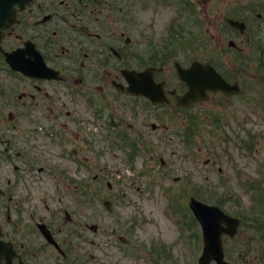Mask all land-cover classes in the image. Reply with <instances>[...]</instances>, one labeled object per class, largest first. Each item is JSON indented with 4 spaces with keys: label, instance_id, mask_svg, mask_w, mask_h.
Segmentation results:
<instances>
[{
    "label": "flooded vegetation",
    "instance_id": "1",
    "mask_svg": "<svg viewBox=\"0 0 264 264\" xmlns=\"http://www.w3.org/2000/svg\"><path fill=\"white\" fill-rule=\"evenodd\" d=\"M230 19L239 25L228 23ZM206 21L213 32L204 26ZM217 22L223 28L218 29ZM204 50L212 57L203 61H210L240 91L231 97L222 92L209 94L210 101L222 104L215 123H225L224 103L264 95V0H0V75L10 78L1 82L10 97L0 96V264H48L49 256L40 253L43 243L61 252L62 257L58 255L66 261L76 251V233L70 232L66 213L74 210L69 213L73 224L78 211L99 208L96 198L87 201L84 197L76 204L69 201L78 178L95 169L85 167L83 143L90 146L87 151L92 156L104 155L119 149L112 144L114 135L118 141L132 139L134 151L143 154L154 150L150 141L157 133L147 126V117L163 123L165 119L171 123L180 120L186 138L179 155L185 153L180 158L189 163L191 175L182 177L197 182L196 159L192 160L190 151L195 149L199 126H209L212 118L203 112L209 107L205 102L186 108L178 105L177 97L187 86L173 72L175 62L189 67L195 54ZM222 55L229 61L224 62ZM38 56L59 79L56 75L46 78L47 73L31 76L20 72L39 64ZM150 67L160 69L152 75L155 83L165 85L168 102L163 106L153 105L141 95H127L119 87L127 85L123 69L139 73ZM15 89L20 92L16 97L12 95ZM111 94L139 102L134 113L139 128L131 131L133 124L125 125L120 116L110 118ZM5 104L11 110L3 109ZM85 111H91L93 117L88 120L90 127L81 121ZM210 111L217 113L209 109L208 115ZM237 117L235 125L226 127L230 137L226 132L222 135V151L230 168L224 176L229 180L240 179L244 170V150L233 146V128L240 129ZM156 128L161 129L159 139H165L169 127L157 124ZM96 129H102V141ZM90 135L94 138H88ZM252 145L255 149L257 142ZM39 208L44 211L42 216ZM56 224L58 231L53 227ZM56 232L66 236L58 240ZM28 234L39 240L34 256L28 250ZM63 249L70 252L68 257Z\"/></svg>",
    "mask_w": 264,
    "mask_h": 264
},
{
    "label": "rangeland",
    "instance_id": "2",
    "mask_svg": "<svg viewBox=\"0 0 264 264\" xmlns=\"http://www.w3.org/2000/svg\"><path fill=\"white\" fill-rule=\"evenodd\" d=\"M205 25H207V21L204 23V26ZM217 26H219L218 29L223 28V23L217 22ZM207 27L213 32L211 24H208ZM206 40L208 41L207 38L205 41ZM199 54L205 55L204 57H212V54L210 52L206 53L205 50L203 53L199 51ZM222 56L224 62L229 61L224 55ZM9 79L10 78L4 73L0 75V96L2 97H10L6 89L4 91L5 93L2 94L3 89L1 87V82H6ZM253 82V85L256 86V81ZM19 93V90L15 89L12 95L16 97ZM113 96L114 95L111 94L110 98L114 106L111 108L112 118L118 119L120 116L123 118L125 125L130 123L133 124L131 131L139 128L138 121H136L137 119L134 114L137 109L135 104H139V102L120 95L118 98H113ZM16 102H18L17 98ZM245 102L246 101H239V103L236 104L231 101L223 108L224 111L227 109V114L235 111V115L238 116L237 125L240 128L238 129L240 140L249 141V139H251L249 138L250 136H248L250 131H252L253 135L256 137L254 138L257 142L255 150L259 154L253 156V153H251L249 157L243 154L241 162L243 163L244 170H242L243 175L240 180H222V176L218 172L219 168L222 170L225 169L227 174L230 170L228 166L222 164L225 160L222 157V140H220V135H217L215 138H212V135L210 137L207 136L206 140H208L209 149H211V151L208 150L209 153H205L204 151L202 158L197 162L199 179L198 184L193 186L196 191L188 190V192L185 190L186 188H184L186 186H182L179 182L175 183L176 179H174L178 177L185 168L189 167V163L180 158L179 153L183 152V149L177 139L176 141L173 140L172 146L168 147V140L164 141L159 139L161 132L153 133L150 142L156 144L154 153H152L154 161L151 162V155H144L143 157L136 158L132 164L127 161L128 155L124 154L121 150L109 151V153L106 152L104 155L92 156L91 152L87 151V148H90V146L83 143L84 157H86L85 165L87 164L95 168L94 175H97L100 181L94 182L93 177H90L88 173L81 175V184L78 189L75 190L76 193L70 191L69 201L70 203L72 199L79 201V197L82 196L80 195L81 192L89 194V196H95L97 194L95 193V188L100 183L98 188L100 192L97 197L99 208L89 206L88 208H83L78 211L76 214L75 221L70 227V232L74 231L76 233L74 236L77 242L76 251L68 257L70 252L63 249L67 252L68 261L60 258V256L62 257L61 252L57 253V251L48 248L46 244L43 243V246L40 247V253L49 256L48 264H69L70 262H73V264H156L155 262H157V264H189V260L195 259V255L191 253V248L189 251V247L187 248L182 244L185 239L181 240L183 233L179 234L180 231H182L180 225L181 212L178 211L175 206L179 201L185 202V200H187L185 195H194L200 200L203 198L208 203L218 204L219 207L232 216L239 217L238 213L244 212V224L239 228L240 232L237 238L243 241V243H247L244 251L251 255H255L254 258L257 257L258 253L264 252V213L261 214L257 209L255 203H257L258 200H256L257 195L255 192H248L245 186L246 181L250 183H256L257 181L264 192V98H255L254 100H250L249 103ZM209 104L210 103H208V106ZM3 109L8 111L11 110V107L5 104ZM23 110L24 109H20V111ZM16 111L15 109L14 112ZM91 115V111H85L81 114V121L82 123L86 121L88 123L87 127H90L88 120L93 118ZM228 117V123L231 126L235 118L231 116V114H229ZM146 119L148 120V126L155 122L161 126L165 125L169 128L172 127L168 119H165L164 123L157 119L152 120L151 116ZM202 121L203 120L200 118L199 122ZM96 123L98 127H100L98 119ZM96 130V134L99 133L102 135V138L99 139V141H102L104 136L102 129ZM221 130L222 129L219 131ZM206 131L208 132L207 129ZM85 132L86 129L84 130L82 128L83 135H85ZM88 138L92 139L94 137L90 135ZM97 144L101 146L99 143ZM20 145V142L17 143V148H20ZM200 146L202 145L199 144L198 147ZM105 147H107V145ZM197 150L196 148V151ZM216 152H218V154ZM161 158L165 160V166L162 171H160L157 165ZM206 158H212L213 161L218 162L216 165L212 163L209 167H203L202 163ZM256 162L258 164L256 169L257 172H255ZM64 163H66V161H64ZM59 164L64 166L63 162ZM52 170H54V172L57 171L54 167ZM155 175L158 177H152ZM206 176L208 177L207 179ZM165 179L167 180L165 181ZM161 180L162 182H159ZM107 183H111L110 189ZM195 186H197V188ZM20 191L21 194H24L26 188ZM200 196H202V198ZM105 200L112 201L111 212L108 211L105 205L103 207V202ZM72 204L76 203L72 202ZM182 210L186 221L191 225L193 221H191L189 212L183 206ZM71 211L74 213V210ZM38 212L41 216L44 213L41 208H39ZM94 222H98L100 228H98L97 232L91 234L89 232L90 230H88V225L94 224ZM132 225H134V230L128 232L127 230H130ZM53 227L58 231L57 224L55 226L53 225ZM113 230L116 231L115 235ZM126 231L128 233H126ZM119 235H126L125 238L127 240V242L122 243L123 245L120 242L118 243L125 248L120 251H118V247L115 246V241H118L117 236ZM185 235H189V233H185L184 236ZM62 236H66V234L56 232V238L58 240L62 239ZM27 239L28 250L30 254L34 256L33 248L39 245V240L35 234H28ZM251 239L262 241L261 243L258 241L250 242L249 240ZM191 243L193 245V251H195L196 243L194 238H192ZM199 243L201 249L202 243ZM170 244L174 245L173 255L175 260L173 262H169L164 255L167 249L166 246L169 247ZM175 244L178 245L175 246ZM158 252L160 255L164 253V256H158ZM159 260L161 261L159 262ZM257 263L261 264L258 261ZM257 263L253 261V264Z\"/></svg>",
    "mask_w": 264,
    "mask_h": 264
},
{
    "label": "water",
    "instance_id": "3",
    "mask_svg": "<svg viewBox=\"0 0 264 264\" xmlns=\"http://www.w3.org/2000/svg\"><path fill=\"white\" fill-rule=\"evenodd\" d=\"M196 65L199 66L198 70L196 69V71L194 72L196 73V75H198L197 79L205 78L206 84H209L212 87L215 86L217 84V77L213 69L209 65H207L206 67H202V65L200 64ZM179 74L181 78L183 80H186L192 87V92L189 95L197 96L198 92L195 90L194 84L188 81V75H186L187 73L179 72ZM190 207L194 210L197 219L202 225V230L204 231L205 255L202 264H208L211 260H215L217 264H228L223 261L220 237L221 234L226 231L233 236L237 231L235 229L238 225V222L227 218V216H224L219 208L215 206L209 207L204 204H200L195 199H192ZM222 223L234 224V227L224 230L221 227Z\"/></svg>",
    "mask_w": 264,
    "mask_h": 264
}]
</instances>
